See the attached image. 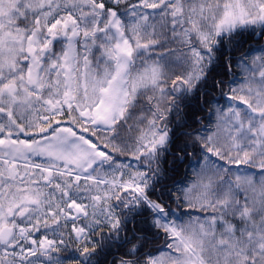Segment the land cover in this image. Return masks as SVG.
Segmentation results:
<instances>
[{
    "label": "snow or ice",
    "instance_id": "obj_1",
    "mask_svg": "<svg viewBox=\"0 0 264 264\" xmlns=\"http://www.w3.org/2000/svg\"><path fill=\"white\" fill-rule=\"evenodd\" d=\"M0 264H264V0H0Z\"/></svg>",
    "mask_w": 264,
    "mask_h": 264
}]
</instances>
